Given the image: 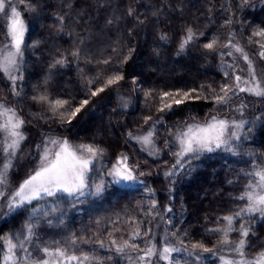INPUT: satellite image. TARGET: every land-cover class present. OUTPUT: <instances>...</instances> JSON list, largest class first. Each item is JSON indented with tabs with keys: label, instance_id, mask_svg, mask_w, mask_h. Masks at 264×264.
Segmentation results:
<instances>
[{
	"label": "trees",
	"instance_id": "16d2710c",
	"mask_svg": "<svg viewBox=\"0 0 264 264\" xmlns=\"http://www.w3.org/2000/svg\"><path fill=\"white\" fill-rule=\"evenodd\" d=\"M13 2L18 4V0ZM31 3L35 6L34 12L18 4L27 22L23 80L17 83L20 97L12 95L10 82L0 75V101L16 107L24 118L25 146H31L34 151L36 144L52 134L67 138L72 144H95L105 150L109 163L125 153L130 162L137 161L139 170L145 172L139 177L143 181L140 186L106 187L98 198H88L75 206L61 204L65 212L62 228L69 235L74 233L88 241L78 243L76 249L95 257L93 264H127L109 246L107 234L112 231V222L119 220L121 231L114 236L118 241L127 239L131 229L125 222L130 218L144 220L137 207L144 201V184L155 190V199L161 207L169 202L171 194L173 225L182 232L187 231L186 241L189 238L202 241L209 248L217 245V234L207 230L222 226L223 221L217 223L221 217L245 205V201L236 199L250 179L244 172L264 162V100L242 93L233 105L245 103L253 115L238 144L237 155L205 154L193 162L195 168L189 175L181 173L170 186L164 177V171L174 160L170 152L165 149L159 159L149 156L134 141L128 140L127 133L143 130L146 115L162 116L163 124L157 125V143L163 145L167 130H175L177 125L192 119L203 122L215 114L210 112L213 103L204 100L157 113L154 105L146 104L144 91H171L202 84L218 88L225 81L219 55L224 49L217 47L215 51H208L203 45L217 36L223 43L229 33H234L236 40L256 56L257 46L249 43V36L256 28H264V0H249L247 5L242 0H31ZM129 8L133 10L131 16L127 14ZM58 16L64 17L63 25L57 21ZM140 19L144 20L143 24L139 23ZM229 19L231 24H226ZM188 28L196 33V38L184 52L177 54ZM2 32L0 27V42L4 39ZM162 35H167L166 41L160 39ZM78 48L80 60L70 55ZM129 49H132L131 58L117 64L120 57L129 54ZM61 57L66 59L65 65L53 67L54 61ZM109 57L111 64L97 63ZM86 59H92L93 63H86ZM223 59L229 62L228 57ZM117 70L125 79L91 96L89 90ZM97 74L100 78L89 84L88 80ZM133 78L135 85L131 82ZM41 94L67 99L72 104L83 99L89 103L71 124L62 123L45 105L32 99ZM256 117L259 119L252 125L250 122ZM23 168L25 165L18 169ZM11 173L18 177V172ZM28 216L29 212L18 210L0 218V235L18 233ZM148 220L152 226L155 220L151 217ZM243 222L251 225L246 253L252 255L264 249V218L257 214ZM239 223L236 221L237 226ZM97 238L103 239L106 246L101 247ZM239 238L238 232L230 234L233 241ZM135 243L143 246L142 240ZM205 264L217 263L208 259Z\"/></svg>",
	"mask_w": 264,
	"mask_h": 264
},
{
	"label": "snow or ice",
	"instance_id": "6c2138e0",
	"mask_svg": "<svg viewBox=\"0 0 264 264\" xmlns=\"http://www.w3.org/2000/svg\"><path fill=\"white\" fill-rule=\"evenodd\" d=\"M242 3L247 5L249 0H242ZM18 4L24 5L26 11L36 10L31 0H18ZM18 4H14L13 0H0V27L3 29L4 37L0 42V75L10 82L12 95L16 97L21 96L17 82L23 80L24 38L27 31ZM132 12L133 10L129 8L127 14L131 16ZM56 19L63 25V16ZM231 22L229 19L226 24ZM108 23L112 21L109 20ZM139 23L143 24L144 20L140 19ZM195 38L196 33L188 28L179 44L177 54L184 52ZM160 39L166 41L167 35H162ZM249 43L257 46L255 55L264 61V28L253 30L249 36ZM203 47L208 51H215L217 47L224 49L219 55L225 81L218 88L202 84L199 87L171 91L148 89L144 91V98L146 104L155 106L157 113L169 112L174 106L180 107L189 102L211 101L214 107L210 112L215 114L208 116L203 122L192 119L191 122L177 125L175 130H167L163 145L157 143L159 137L157 125L163 124L162 116L153 118L152 115H146L143 118V124L146 125L143 131L127 133L128 140L134 141L140 146V151L149 156L159 159L165 149L170 152L174 160L164 175L171 178V184L176 182V177L181 173L189 175L195 168L193 162L200 160L205 154L226 152L237 155L236 142L241 140V134L248 122L244 119L237 120L225 113L231 110L243 117L247 105L240 103L238 107H233L241 98V93L264 100V68L257 71L254 60L236 42L234 33H229L223 43L218 36L213 37ZM131 51L132 49H129V54L120 57L116 63H126L131 58ZM70 55L76 60L82 58L79 48ZM224 57H231L233 62H226ZM238 60H242L246 67L240 68ZM112 62L110 57L97 61L104 65ZM65 63L66 59L61 57L54 61L53 67L64 66ZM86 63L91 64L93 60L86 59ZM99 78L97 74L94 79L88 80V83L92 84ZM124 79L121 71L111 72L98 87L89 90L90 94L93 97L97 96L107 88L120 84ZM131 82L135 85L136 79L133 78ZM32 99L45 105L62 123L68 124H71L89 103L88 99H83L72 104L67 99L50 98L46 94L33 96ZM257 119L259 117L250 123L254 125ZM24 126L25 120L18 109L0 101V210L6 208L7 213H15L18 210L29 212L26 223L18 233L0 235L2 251L0 264H93L95 257L84 252L77 254L78 243H88L82 236L78 237L73 233L65 242H54L51 245L44 243L40 246L35 243L40 240L37 227L42 221L51 225L53 219L58 224H63L65 212L61 204L70 203L75 206L86 202L90 197L98 198L111 183L130 186L143 184L139 177L145 175V172L139 170L137 161L130 162V157L125 153L119 154L114 162L106 163L105 150L95 144L74 145L67 138L47 134L35 145L37 153L35 166L13 187L9 175L14 168V161L21 150V145L27 139L23 132ZM244 176L250 179L245 182L244 190L236 199L245 201V205L232 214L221 217L217 223L223 221L222 226L207 230L217 234L218 244L213 248L207 247L202 241L194 242L191 238L186 241L187 231L182 232L173 225L175 214L167 215L173 213V208L165 206L162 213L161 206L155 199V190L146 184L144 201L137 205L144 220L128 219L125 223L131 231L127 239L121 238L119 241L114 234L121 231L120 222L113 221L112 231L107 234L109 246L114 248L117 254L125 257L127 264H153V260L164 261L165 264H181V260L176 258L177 254L186 253L187 257L195 256L199 259L197 253L216 255L219 250H227L229 254L219 256L222 264H264V249L252 255L246 253L248 247L246 241L251 225L250 222L248 224L243 222L257 214L264 218V162L253 165V169L244 172ZM148 217L158 221L155 228L160 230L159 244L155 240L154 228L149 226L151 221ZM238 220L241 223L237 226ZM161 224L164 227L161 228ZM232 232L239 233L238 241L230 239ZM138 239L142 240L143 246L135 243ZM96 242L101 247L106 246L103 239L97 238ZM184 264H187V261Z\"/></svg>",
	"mask_w": 264,
	"mask_h": 264
},
{
	"label": "rangeland",
	"instance_id": "374dc122",
	"mask_svg": "<svg viewBox=\"0 0 264 264\" xmlns=\"http://www.w3.org/2000/svg\"><path fill=\"white\" fill-rule=\"evenodd\" d=\"M13 3L15 4V2H13ZM22 16H23V14H22ZM23 19H24L25 24L27 26V22H26L24 16H23ZM24 41H25V38H24ZM236 42H238L245 49V51L248 52L250 57L254 60L258 72L262 68H264V65H263L264 61H261V60H259L258 57L256 58V56H253L250 53V51L246 50V48L238 40H236ZM236 55L239 56V54H236ZM228 58H229V63H232L233 62L232 58L231 57H228ZM237 63L239 64L240 68L246 67V65L244 64V62L242 60H238ZM22 65H23V63H22ZM249 97H254V96H249ZM238 106H239V104L235 107H238ZM250 110H251V108L250 109L246 108L244 111L243 117H241L239 115V113H236V112L231 111V110L227 111L225 114L228 116L234 117L237 120L244 119L245 121L248 122L253 116L252 113H250ZM246 125H247V123L245 124L243 132L241 134V140L236 142L237 145L242 141V139L244 138V136L246 134L245 133ZM138 131H143V130H138ZM57 137H61V136H57ZM62 138H64V137H62ZM24 142L21 145L20 152L17 154V159L14 161V168L12 170V171L18 172V177H13L12 173H10V175H9V179H10V182H11L13 187L16 186L22 180V178H24V176L31 170L32 167L35 166V163H36L37 153H36L35 149L33 151L31 146L26 147ZM104 161L106 163H109V158L107 155H105ZM16 162H18V163H16ZM23 165H25L26 168H23L22 171H20L18 168H20ZM164 177H165V175H164ZM165 179H166L167 185L170 186L171 178L165 177ZM140 185H142V184H136V185L130 186V185H125V184L117 185V184L111 183L107 187L119 186V187H132L133 188V187L140 186ZM170 199H171V194L169 195V200H168L169 202L166 203L165 206L172 207ZM68 205L70 206L71 204H68ZM164 207H161V209H160L162 213H163ZM8 214H10V213H7L6 208L3 210H0V218H3L5 216H7ZM170 214L171 213H168L167 215L171 216ZM157 223H158V221L155 220L152 227L154 228V232L156 233L155 240H156L157 244H159V242H160V230H159V228H155V225ZM60 227L62 228V224H58L55 219H53V223L51 225H49L47 222L42 221L36 229V231L39 234L40 240L36 241L35 243L40 245V246H43L44 243L51 245L54 242H65V241H67V239L70 235L65 231L66 229H64V228L60 229ZM160 227L162 228V227H164V225L161 224ZM48 228H50L51 230L47 231ZM76 251H77V254H80V251L78 249H76ZM197 255L200 257L199 259H196L195 256L194 257H187L186 253L177 254L176 258L181 260V264H184L185 261H187V264H205V261L208 259H213V261H215L217 264H222L221 260L219 259V256H221V255L228 256L229 254H228L227 250H219V251H217L216 255H213L211 253H197ZM124 259H126V258L124 257ZM153 264H165V262L153 260Z\"/></svg>",
	"mask_w": 264,
	"mask_h": 264
}]
</instances>
